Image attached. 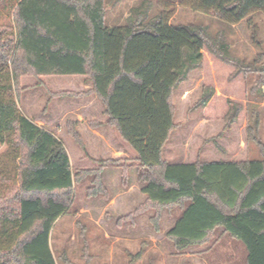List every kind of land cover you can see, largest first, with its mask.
<instances>
[{
	"label": "trees",
	"instance_id": "16d2710c",
	"mask_svg": "<svg viewBox=\"0 0 264 264\" xmlns=\"http://www.w3.org/2000/svg\"><path fill=\"white\" fill-rule=\"evenodd\" d=\"M191 1L194 11L229 24H251L264 10V0ZM13 2L14 26H0V264H57L51 233L73 205L75 183L95 176L89 196H106L101 174L109 166L122 167L125 184L136 167L147 200L135 214L157 210L156 227L160 211L183 209L167 234L178 252L210 243L222 228L244 244L247 264H264V149L262 159L248 158L252 127L241 107L232 103L222 130L198 148L197 128L178 112L179 94L185 101L191 92L183 87L204 69L205 50L237 72L264 69L233 56L225 35L205 26L151 19L147 1L115 27L106 24L105 0ZM23 78L36 79L35 87ZM36 88L49 96L41 125L19 105ZM213 95L203 85L188 113L203 111ZM91 97L96 103L85 115ZM55 101L69 106L59 118L47 110ZM67 115L60 138L46 125ZM65 136L79 148L73 155Z\"/></svg>",
	"mask_w": 264,
	"mask_h": 264
},
{
	"label": "rangeland",
	"instance_id": "374dc122",
	"mask_svg": "<svg viewBox=\"0 0 264 264\" xmlns=\"http://www.w3.org/2000/svg\"><path fill=\"white\" fill-rule=\"evenodd\" d=\"M144 1L151 4V19L161 16L173 25L205 26L213 36L225 35L233 56L245 64H254L257 70L264 69V10L257 11L251 16V24L247 20L229 24L219 19L214 12L194 11L191 0H105L106 24L109 27L124 25L133 9ZM13 3V0H8L6 5L0 7L1 27L14 26ZM58 79L63 83L62 88L68 89V85H64L66 83L64 77ZM36 83L37 80L34 78H23L24 86L35 87ZM58 85L60 84L53 87L60 89ZM203 85L213 89L214 95L202 113L190 114L188 110L196 103ZM183 88L190 89L191 92L185 101H181L182 93L179 94L178 112L180 118L186 120V124L193 123L194 128H197V132L195 130L192 132L197 148L203 140L222 130V121L230 116L233 103L241 107L240 118L247 119L252 127L251 139L247 146L248 158L262 159L264 72H237L234 67L220 62L205 50L204 69L196 73L191 82ZM23 97L19 103L21 113L41 125L44 120L39 118L49 100L47 91L44 88H36L26 92ZM50 109L54 118L59 109L68 110L69 106L64 102L55 101L47 110ZM70 116H65L63 121L60 117L58 121L52 123L53 125L46 126L61 138L57 128L63 127ZM57 117L59 118L58 115ZM239 126L245 139V132L242 131V126ZM200 131L203 136L199 134ZM64 140L71 155L75 150L79 151L68 136H65ZM89 140L92 141V137L89 136ZM122 173V167L109 166L103 170L101 182L106 196H89V190L96 188L95 176H84L75 183L73 205L68 214L56 222L51 233V250L57 264L228 263L225 243L218 244L217 249H210L211 251L195 246L178 252L174 244L168 240L167 234L181 217L183 209L174 207L160 211L156 227L152 219L158 214L157 210L149 209L135 214L147 200L141 192L142 184L136 167L129 168L124 176L126 184ZM130 214L132 216L129 219H124ZM121 218L124 220L120 221Z\"/></svg>",
	"mask_w": 264,
	"mask_h": 264
},
{
	"label": "crops",
	"instance_id": "0c3cea01",
	"mask_svg": "<svg viewBox=\"0 0 264 264\" xmlns=\"http://www.w3.org/2000/svg\"><path fill=\"white\" fill-rule=\"evenodd\" d=\"M88 100L89 102L85 106V113H86L85 115H88L91 112L92 106L96 103V99L93 97H91ZM84 116L79 115L78 118L84 119ZM49 122H53V121L49 119ZM220 243L221 244L225 243L227 246V251H226L228 252L227 264H247L248 252L244 244L230 237V235L226 234L222 228L216 231V235L210 243L205 244L203 246H199L198 248L202 250L217 249V247L219 246L218 244Z\"/></svg>",
	"mask_w": 264,
	"mask_h": 264
}]
</instances>
